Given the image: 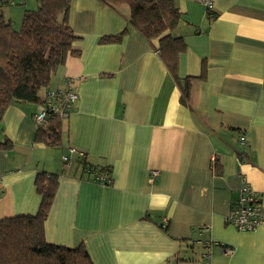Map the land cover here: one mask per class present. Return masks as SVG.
Listing matches in <instances>:
<instances>
[{
	"label": "crops",
	"instance_id": "crops-1",
	"mask_svg": "<svg viewBox=\"0 0 264 264\" xmlns=\"http://www.w3.org/2000/svg\"><path fill=\"white\" fill-rule=\"evenodd\" d=\"M172 1L181 13L173 35L186 45L178 77L206 67L203 79H191L186 104L158 39L130 23L127 5L70 1L78 55L49 87L71 77L78 97L59 147L34 139L40 105L13 101L6 109L0 142L11 147L0 149V219L37 211L34 178L47 171L59 180L45 240L83 243L93 264H264V224L239 231L223 218L243 177L264 211V0H210L209 9L203 0ZM123 31L118 42H100ZM69 146L84 151L87 164L108 167L111 182L83 175L77 163L64 166Z\"/></svg>",
	"mask_w": 264,
	"mask_h": 264
},
{
	"label": "trees",
	"instance_id": "trees-1",
	"mask_svg": "<svg viewBox=\"0 0 264 264\" xmlns=\"http://www.w3.org/2000/svg\"><path fill=\"white\" fill-rule=\"evenodd\" d=\"M70 1L38 0L35 11L25 12L19 30L14 29L0 9V122L13 101L40 105L41 91L49 88L52 75L64 65L68 56L78 55L73 48V42L78 38L68 19ZM99 1L111 8L127 5L130 23L147 40L158 39L157 53L181 90V102L186 104L191 79H203L206 67L203 61L198 77H178V59L186 45L181 36L173 35L181 20V13L173 1ZM2 4L3 0H0V7ZM207 13L210 14L209 10ZM123 35L124 31L103 36L100 42H118ZM62 122L63 118L50 114L46 127H37L35 141L47 147H59ZM10 147L11 142L7 139L0 142V149ZM77 164L83 175L89 174L87 169H94L108 175L104 183L111 182L108 167H96L86 161ZM58 180L57 173L37 172L34 178L35 191L40 196L37 211L0 219V264H93L83 243L66 247L45 240L44 221L54 200Z\"/></svg>",
	"mask_w": 264,
	"mask_h": 264
},
{
	"label": "built area",
	"instance_id": "built-area-1",
	"mask_svg": "<svg viewBox=\"0 0 264 264\" xmlns=\"http://www.w3.org/2000/svg\"><path fill=\"white\" fill-rule=\"evenodd\" d=\"M203 2L208 9L212 6L210 0H203ZM77 97L74 81L71 77H67L61 87H49L45 89L40 96L41 104L39 110L33 114L36 126L45 128L50 114L63 119L67 118L74 107ZM244 140L245 136L243 134L240 135V141L244 142ZM85 158L86 153L84 151L69 146L67 152L61 156V161L64 166H68L73 163H84ZM214 161L215 158L212 157V163ZM87 172L97 181L104 182L108 178V175L105 173L98 172L94 169H87ZM153 175H156V172H153ZM237 192V197L235 201L232 202L229 213L223 217L224 222L234 226L239 231H251L264 224V211L259 195L245 177H243ZM166 224L167 220L165 219L161 226L164 227ZM200 230L203 231L206 230V228L202 227ZM212 245V241H206L205 246L208 249H210ZM224 251L226 254H229L233 251V248L226 246ZM203 256L206 257L208 254H204Z\"/></svg>",
	"mask_w": 264,
	"mask_h": 264
},
{
	"label": "rangeland",
	"instance_id": "rangeland-1",
	"mask_svg": "<svg viewBox=\"0 0 264 264\" xmlns=\"http://www.w3.org/2000/svg\"><path fill=\"white\" fill-rule=\"evenodd\" d=\"M1 7L4 17L12 22L14 29L19 30L25 12L35 11L38 7V0H9Z\"/></svg>",
	"mask_w": 264,
	"mask_h": 264
}]
</instances>
